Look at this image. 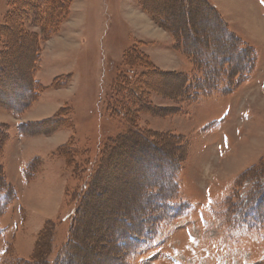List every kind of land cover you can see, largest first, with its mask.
I'll use <instances>...</instances> for the list:
<instances>
[{
  "label": "rangeland",
  "instance_id": "obj_1",
  "mask_svg": "<svg viewBox=\"0 0 264 264\" xmlns=\"http://www.w3.org/2000/svg\"><path fill=\"white\" fill-rule=\"evenodd\" d=\"M2 24L0 264H117L140 218L127 264H264V0H0Z\"/></svg>",
  "mask_w": 264,
  "mask_h": 264
},
{
  "label": "trees",
  "instance_id": "obj_2",
  "mask_svg": "<svg viewBox=\"0 0 264 264\" xmlns=\"http://www.w3.org/2000/svg\"><path fill=\"white\" fill-rule=\"evenodd\" d=\"M4 28H5V24H2L0 26V36H2V37H3V34H1V31ZM208 42H211L213 44L217 43V41H215V40L210 41L209 39H208ZM5 45H6V43H5ZM239 49H240V47L236 46L234 48V50L236 51L235 53H239ZM36 61H37V59L33 60V63L31 66L33 68V70H34V68H36ZM208 71L209 70H205L202 73L203 76L200 77L199 79H196L195 77H193V78H190L187 80L186 88L184 89L187 92V97H189L192 100H197V99L199 100L202 96L203 97L204 96L210 97V95L212 93L219 91L220 81H218V79L217 80L215 79L216 75L214 73H213V77L210 78L212 73L209 74ZM249 73H250L249 70L248 71L246 70L245 75H242V77H246ZM241 74H243V72ZM33 82H34V80L31 79L30 83H33ZM116 86H118V85H116ZM28 88H30V89H27V90L25 89V90L28 93L30 91L32 101L36 100L38 97V94H39V92H38L39 90L38 91H35V90H37L38 87L36 88L33 85L32 87L30 86ZM32 89H34V90H32ZM35 97H36V99H34ZM12 103L13 102H9V104H12ZM13 107H14L15 111H18L17 110L18 107H17L16 103H13ZM19 113L21 114L22 112L21 111H18V113L16 112L17 115H19ZM48 122H49V124H51L49 120L46 121V124H48ZM112 142L113 141H110L109 145L112 144ZM157 166H158V168H157V170H155L152 173V176H154V178L157 179L156 181H154L155 187H157L158 191L160 192L159 193L160 195H158V194L157 195L159 196V198L163 199L164 197L162 195V191L166 188H168L169 194H170V189L175 194L176 184H177L176 183V177H177V174L179 172V167H178V165H176V162L171 161V160L162 161V163H158ZM98 170H99V168H98ZM96 174H97V172H96ZM96 174H94L93 178L91 180H89L90 184H88V186L86 185V183H83V185H82V188L84 190L82 189V192L80 194L81 199H80V205L79 206L81 207V209L85 208V202L87 201V197L89 195L90 189L95 184V181H96ZM158 179H160V180H158ZM163 179L166 180L165 186H163L162 183H160V181ZM253 188H254V186H253ZM254 193H255V191L253 190V195H254ZM151 194L154 197L155 193H151ZM259 196H260V194H259ZM261 197H262V199H264V191L262 192ZM159 198L155 199L154 201H151L150 205L147 206V208L154 207L155 209L158 210V211H155V209H154L153 212L149 213V214H152L151 219H152L153 225H157V224H160L161 222L168 221L171 218V215L166 212L168 205L167 204H161L159 202L160 201ZM246 203H248V201H243V203H242L243 206H245ZM262 203H263L262 200H260L259 203L254 204L255 206H253L252 210L257 209V207H259ZM226 205L229 207L227 210V213H228L230 211L231 206L229 205L228 202H226ZM239 210L241 213H239V215L236 217L233 216V218H237L236 222L239 221L240 217H244V215H243L244 212L242 211V208H240ZM80 213L78 215H76V218L78 220L80 219L79 217L81 216ZM232 215H234V212L232 213ZM144 220H145L144 218H140L135 224L133 223L132 225L129 223H126V221H120L121 222L120 225L122 227V232L120 234L117 233L118 236H116L117 238L115 241V245H117L118 250H120V253H121L119 255L118 259L116 260L117 264H127L128 263L127 258L130 255V253L132 252V250L135 249L136 246H141V243H139V241L134 240V238L138 239V238L146 237V235L144 233V224H145ZM147 238H148V235H147ZM71 263L73 264V261H71ZM71 263H69V264H71Z\"/></svg>",
  "mask_w": 264,
  "mask_h": 264
},
{
  "label": "crops",
  "instance_id": "obj_3",
  "mask_svg": "<svg viewBox=\"0 0 264 264\" xmlns=\"http://www.w3.org/2000/svg\"><path fill=\"white\" fill-rule=\"evenodd\" d=\"M250 9H251V8H250ZM248 10H249V9H246L245 12L248 11ZM251 10H252V9H251ZM246 14H247V13H246ZM39 106H40V105H39ZM35 108H37V106H36ZM35 108H34V109H35ZM40 108H42V107H40ZM37 109H39V108H37ZM46 117H47V118H44L43 120H46V119H49V118H50L49 116H46ZM40 121H42V120H40Z\"/></svg>",
  "mask_w": 264,
  "mask_h": 264
},
{
  "label": "bare ground",
  "instance_id": "obj_4",
  "mask_svg": "<svg viewBox=\"0 0 264 264\" xmlns=\"http://www.w3.org/2000/svg\"><path fill=\"white\" fill-rule=\"evenodd\" d=\"M18 53H20V54H23V51L22 50H18ZM25 54H26V52H25ZM24 55V54H23ZM22 56V55H21ZM20 59V58H19ZM22 59V58H21Z\"/></svg>",
  "mask_w": 264,
  "mask_h": 264
}]
</instances>
